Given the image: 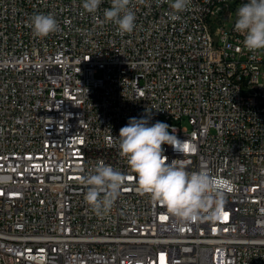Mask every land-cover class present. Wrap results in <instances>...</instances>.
I'll return each instance as SVG.
<instances>
[{
	"label": "built area",
	"instance_id": "1",
	"mask_svg": "<svg viewBox=\"0 0 264 264\" xmlns=\"http://www.w3.org/2000/svg\"><path fill=\"white\" fill-rule=\"evenodd\" d=\"M82 2L0 0V264H264V51L234 30L247 0H191L177 20L172 0H133L125 35L101 23L110 0ZM37 13L60 31L36 37ZM141 116L184 140L168 162L225 182L227 219L181 222L137 190L116 137ZM101 161L127 176L102 216L82 182Z\"/></svg>",
	"mask_w": 264,
	"mask_h": 264
},
{
	"label": "clouds",
	"instance_id": "2",
	"mask_svg": "<svg viewBox=\"0 0 264 264\" xmlns=\"http://www.w3.org/2000/svg\"><path fill=\"white\" fill-rule=\"evenodd\" d=\"M133 0H110V8L103 12L101 23L116 26L119 35L134 31L136 14ZM145 4V0H138ZM159 3L160 0H157ZM103 0H83L82 8L87 13H96ZM191 0H172L175 10L170 18L179 19L178 13L187 9ZM234 30L243 36V49L255 55L264 51V0H247L235 13ZM29 26L38 38L60 31V25L51 13H37L30 17ZM162 121L150 123L148 116L130 117L119 130L120 155L126 158L131 172L137 177V190L163 206L166 212L181 222L219 221L226 212L225 182L210 175L206 168L187 170L182 159L168 162L163 145L183 154L184 140L178 139L175 128ZM10 177H0L8 182ZM127 176L111 165L99 162L86 176L84 196L90 209L97 215L108 213L119 197Z\"/></svg>",
	"mask_w": 264,
	"mask_h": 264
},
{
	"label": "rangeland",
	"instance_id": "3",
	"mask_svg": "<svg viewBox=\"0 0 264 264\" xmlns=\"http://www.w3.org/2000/svg\"><path fill=\"white\" fill-rule=\"evenodd\" d=\"M182 126H185V127L189 128V125H188L187 121H183L182 122Z\"/></svg>",
	"mask_w": 264,
	"mask_h": 264
},
{
	"label": "snow or ice",
	"instance_id": "4",
	"mask_svg": "<svg viewBox=\"0 0 264 264\" xmlns=\"http://www.w3.org/2000/svg\"><path fill=\"white\" fill-rule=\"evenodd\" d=\"M185 149H187V146H185ZM224 218H225V219H227V218H228V215H227V213H226V212L224 213Z\"/></svg>",
	"mask_w": 264,
	"mask_h": 264
}]
</instances>
